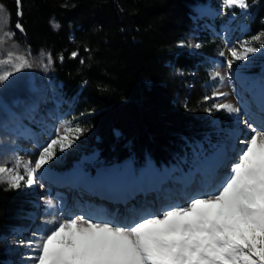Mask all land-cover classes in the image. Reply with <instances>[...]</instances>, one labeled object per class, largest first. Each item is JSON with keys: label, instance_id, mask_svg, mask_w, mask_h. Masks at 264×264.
Instances as JSON below:
<instances>
[{"label": "trees", "instance_id": "obj_1", "mask_svg": "<svg viewBox=\"0 0 264 264\" xmlns=\"http://www.w3.org/2000/svg\"><path fill=\"white\" fill-rule=\"evenodd\" d=\"M204 1L21 0L18 16L17 0H0L18 36L34 51L50 52L57 96L66 101L62 112L85 129L65 165L90 156L109 165L149 160L170 166L194 148H203L201 159L213 157L216 151L206 144L211 122L200 111L210 102L200 91L210 78L208 54L185 42L200 20L194 6ZM247 3L245 10H227L235 16L234 28L244 23L242 37L250 39L264 33V0ZM29 202L0 185V264L8 261L5 238L27 224Z\"/></svg>", "mask_w": 264, "mask_h": 264}, {"label": "rangeland", "instance_id": "obj_2", "mask_svg": "<svg viewBox=\"0 0 264 264\" xmlns=\"http://www.w3.org/2000/svg\"><path fill=\"white\" fill-rule=\"evenodd\" d=\"M195 9L200 11L204 23H197L185 42L191 49L208 54L204 59L209 65L210 78L207 84L201 85L200 91L206 93L201 96L204 99L206 96H213L215 92L228 93L227 97L207 100L210 102L204 103L200 108L211 122L212 132L207 141L216 151L213 157L208 158L209 161L204 160L205 164H197V156H192L194 165L187 164L188 161L182 162L181 169L176 167L178 171L176 168L169 170L167 166H156L151 162L142 166L133 165L126 160L117 165L97 163L90 156H83L79 164L69 167L64 164L65 155L71 150L78 152L76 140L71 148L58 152L45 170L37 173L36 184L28 187L22 183L19 189L12 188L20 197L30 199V206L24 214L28 225L16 227L5 239L10 258L8 264H32L30 257L35 253L19 242L33 239L32 233L42 230L46 219L84 214L116 221L131 220L140 214L156 213L169 205L182 204L190 196L209 191L210 186L226 173L227 164L240 147L236 143L237 119L251 116L259 121L264 117V89H259V82H264V46L256 43L254 46L261 50L250 55L247 61L236 62L229 78L223 64L225 58L220 56V52H226V41L235 43L245 40L239 37L241 28L236 30L230 24L234 14L227 10L223 0H207L196 4ZM6 28L15 35L7 43L0 44V58H4V53L9 50H27L33 61L32 68L16 73L8 81L0 83V162H7L11 166L16 157L25 162L34 161L40 147L53 137L55 129L64 120L72 122V126L79 124L82 127V124L74 121L68 112H61L60 102L55 98L57 83L53 63L47 69L43 67L48 63L49 52L44 49L34 51L22 40L12 28L9 14L0 4V38L4 37ZM185 42L180 44L187 45ZM207 43L213 46L209 47ZM195 44L201 47L196 49L193 47ZM216 72L226 78L223 81L213 79ZM214 103H232L240 111L236 114L206 111ZM258 103L263 108L257 106ZM239 129L243 138L242 133L247 129L243 125ZM218 158L223 159L224 164L211 168ZM46 176L52 177V181L46 180ZM72 183L77 184L76 190L71 186ZM2 184L8 187L7 183H0ZM99 185H103L105 191H110L108 200L93 197V190ZM149 186L151 188L146 191V195L141 197L142 189ZM86 187L90 191L84 189ZM119 193H131L136 197L129 199L125 205H118L115 203V195ZM46 201L54 206L46 204ZM22 203V207L27 205L26 201Z\"/></svg>", "mask_w": 264, "mask_h": 264}, {"label": "snow or ice", "instance_id": "obj_3", "mask_svg": "<svg viewBox=\"0 0 264 264\" xmlns=\"http://www.w3.org/2000/svg\"><path fill=\"white\" fill-rule=\"evenodd\" d=\"M223 3L228 8L249 6L247 0ZM17 9V15L22 16L21 0H17ZM16 28L24 31L19 22ZM14 35L6 28L0 44ZM256 43L264 46V33L235 43L225 42L226 52L221 51L220 56L225 58L223 64L229 78L236 62L247 61L261 50L254 46ZM30 55L27 50L6 51L0 58V83L32 68ZM78 55V51H73L71 58ZM59 59L64 60L63 54ZM47 61L45 69L54 62L50 53ZM216 78L223 81L226 77L216 72L213 79ZM227 95L215 92L204 99ZM213 110L228 114L240 111L232 103H214L206 109ZM236 125V143L240 147L211 190L131 220L84 214L56 216L46 219L45 227L32 233L33 239L19 243L35 253L30 257L32 264H264V117L259 121L251 116L238 118ZM240 125L247 129L243 138ZM84 131L79 124L72 126V122L64 120L40 147L34 161L16 157L11 166L0 162V183L13 189H19L22 183L28 187L36 184L37 173L45 170L58 152L71 148ZM223 164L224 160L218 158L214 167ZM46 204L54 206L49 201Z\"/></svg>", "mask_w": 264, "mask_h": 264}, {"label": "bare ground", "instance_id": "obj_4", "mask_svg": "<svg viewBox=\"0 0 264 264\" xmlns=\"http://www.w3.org/2000/svg\"><path fill=\"white\" fill-rule=\"evenodd\" d=\"M237 27H238V25H237ZM207 61V60H206ZM203 65V64H202ZM216 99V98H215ZM109 170V169H108Z\"/></svg>", "mask_w": 264, "mask_h": 264}]
</instances>
